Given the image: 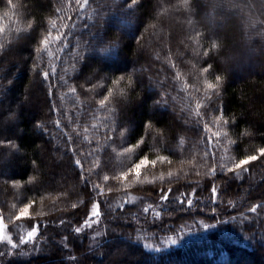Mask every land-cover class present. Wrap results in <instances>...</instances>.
Masks as SVG:
<instances>
[{
    "label": "trees",
    "instance_id": "16d2710c",
    "mask_svg": "<svg viewBox=\"0 0 264 264\" xmlns=\"http://www.w3.org/2000/svg\"><path fill=\"white\" fill-rule=\"evenodd\" d=\"M130 3L90 0L83 20L68 8L75 26L57 20L70 26L62 28L68 47L52 44L41 59L36 49L57 19V0H12L15 7L0 0V215L9 232L37 226L31 244H0L8 251L0 264H264V208L249 211L264 204V157L240 176L227 172L264 147V0H191L190 10L180 0ZM213 41L219 47L204 56ZM217 76L220 97L206 101ZM109 89L113 115L98 106ZM198 101L208 105L202 119ZM141 137L139 148L126 151ZM161 155L172 163L149 165L122 183L110 179L105 191L113 190L104 196L93 191L104 174L118 177ZM213 167L217 175H206ZM169 188L161 202V189ZM181 193L191 194L192 206ZM32 200L29 217L15 220ZM94 202L99 222L76 233Z\"/></svg>",
    "mask_w": 264,
    "mask_h": 264
},
{
    "label": "snow or ice",
    "instance_id": "6c2138e0",
    "mask_svg": "<svg viewBox=\"0 0 264 264\" xmlns=\"http://www.w3.org/2000/svg\"><path fill=\"white\" fill-rule=\"evenodd\" d=\"M8 4L12 7H15L14 4H12V0H7ZM58 4L60 5L59 7H57L55 9V13H56V17L57 19H53L50 23V26L48 29H45L44 34L41 36V38L39 39V47H37L36 51L38 56H40V58H43V53L45 51L48 50L49 46L52 44H56L59 43L62 45V47L67 48L68 44L64 43V41H67L68 39V33L62 31V28H68L70 27L69 24L67 23H63L61 26L57 25V20H67V21H72V26H75V21L73 20V18L71 16H65V12L68 8H75L76 10V18L83 20L84 17L82 15H80V13H82L85 8L87 6H89L90 0H57ZM180 3L185 6L186 9L190 10V4H191V0H180ZM138 4V0H131V3L128 5L129 8H133L134 6H136ZM237 5L235 3H233V7H236ZM33 27V25L31 23L28 24V29H31ZM84 27L87 28L88 25L87 23L84 24ZM153 27H155L153 25ZM28 29H24L22 31H27ZM53 32H55L56 34L53 35ZM200 33H196L197 38L200 37ZM219 47L218 43L216 41L212 42L211 45V49H205L203 54L204 56H207L209 54V51L211 50H216ZM77 59H81L82 57L79 56V53H75L74 54ZM159 58V57H157ZM170 66L173 69H177V65L171 63V56L168 57ZM39 65H35V68H38ZM75 67V65H73V68ZM212 68L211 64H208L206 67L201 69L202 73H208L210 71V69ZM44 78L47 79L48 78V72H43L42 73ZM181 77L180 71L177 69L176 71V75H175V79L179 80ZM123 77H120L119 80L113 81V84H119L120 80H123ZM222 82V77L221 76H217L216 77V83H207V90L204 93V96L206 98V101H212L213 96H215L216 98L220 97V92L218 91V86L221 84ZM65 84H67V81H65ZM132 82L131 80L129 81V87H131ZM93 87H96L95 85ZM188 87H190V85H188L187 83L184 84V88L187 89ZM70 91L72 93L76 92V88L73 86L70 88ZM89 91H91V89H89ZM195 91H199V89H195ZM211 93V95L209 94ZM51 95V92L49 93ZM113 91L112 89H109L108 93L106 95L103 96L102 99L98 100V106L100 109H103L105 111H107V113H109V115H113L116 111L114 106H110L112 104V98H113ZM157 104L162 103L161 101H156ZM207 103L202 104L200 101L197 102L196 104V111H195V115L197 117H200L201 119L203 117H201V112H200V108L201 107H207ZM51 111H56V106L55 104H53ZM222 111V109H221ZM216 122H219L221 117H216ZM199 120H197V124H199ZM56 127L59 128L60 127V121L57 120L56 122ZM223 123L225 125H227L229 123V121L227 119L223 120ZM85 131H87V129H85ZM204 131L208 132L210 131V128L208 126L207 123H205L204 125ZM121 135H123V133H121ZM212 135L216 138H220L221 137V133L219 131L212 133ZM225 136L227 135L226 133L224 134ZM69 139L71 140L72 138L69 137ZM108 139H111V136L108 137ZM74 143V141H72ZM4 143L3 141H0V144ZM144 143V139L143 137H141V139L137 142V144L134 146V148H129L126 149V151L131 152L134 151L136 148H139L141 144ZM181 144H183V139H181L180 141ZM230 143H234V142H230ZM9 144H11L12 147H15V145L9 141ZM89 155H92V153H89ZM260 157H264V147H260L257 149L256 154H252V155H248L245 158L239 159L238 162L234 163L233 167H229L227 168V172H231L234 173L236 176H240L241 173L243 172H247L249 171L248 169V165L253 162V161H257ZM160 164H164V163H169L171 164L172 161L169 160V158L167 156H158V158L156 160H148L147 157L141 158L139 160L138 163H135V165L128 171V172H122L120 174V176H115V175H110V174H104L102 177V183H93L92 184V189L93 191H96L97 196H104L106 195V192H111L113 189L111 187H107L106 191H105V186L108 184V181L110 179L112 180H117L118 182H125L128 180L130 175H134L135 177H139L140 176V172L141 169L148 167L149 165L155 167L157 163ZM35 163V162H34ZM75 165L79 168H83V164L81 162V160L77 159L74 161ZM95 167H100V161L97 160L94 164V168ZM219 167V171L221 174H224V168L223 166H218ZM217 167H213L210 168L209 171L206 173V175H210L211 177H215L217 175ZM99 179V173H95ZM174 175H177V173H173V172H169L168 176L172 177ZM197 175H199V173H197ZM34 179V178H33ZM81 179L85 180V183H88L89 180L85 178V176L83 175V173L81 174ZM161 179H163V176L161 177ZM130 186V185H129ZM218 189H219V185L213 183L211 186V194H212V198L213 201L215 200V198L218 195ZM99 190V191H97ZM195 191V190H193ZM172 192V189L169 188L167 190V192H165L163 189H161V196H160V200L161 202H165L168 201L169 199V194ZM191 194H185V193H181V196H184L187 200V205L188 207L192 206L193 204V200L191 198H187L188 196H190ZM35 200L30 201L29 203L25 204L23 208L20 209L19 214L16 215L14 217L15 220H21L22 218H27L29 217V209L33 206V204H35ZM130 201H126V203H128ZM81 203H83L81 201ZM181 204H184V200H180ZM231 203V202H230ZM72 208H76L77 204L73 203ZM13 207H15V205H13ZM152 208V205H148L147 207H145L143 209V211L145 213L149 212V210ZM258 208H264V204H257V205H253L249 211L250 212H256ZM213 211H215V209H213ZM100 211H99V204L94 202L92 204L91 207V211L89 213L88 219H86L83 224L80 227H75L74 231L76 233H80L82 231L83 227H91L92 224L94 223H98V219H93V217H100ZM161 215L160 211H155V217L159 218ZM4 217L2 215H0V223L3 222ZM61 224H64L65 221L61 220L60 221ZM37 232V226H33L32 230L30 232H28L27 234V238L24 236L20 237L19 240V244H25L27 243L28 240L32 239L35 234ZM97 236L100 235L99 232L96 233ZM65 240H67V237L64 238ZM8 245L11 246V248H17L18 245L16 243H13V241L11 239L7 240ZM8 255V251L7 250H0V257H4ZM70 259H75V257H70Z\"/></svg>",
    "mask_w": 264,
    "mask_h": 264
},
{
    "label": "rangeland",
    "instance_id": "374dc122",
    "mask_svg": "<svg viewBox=\"0 0 264 264\" xmlns=\"http://www.w3.org/2000/svg\"><path fill=\"white\" fill-rule=\"evenodd\" d=\"M119 205H120V201L115 202V206H119ZM99 211H100V209H99ZM93 219H97V218L93 217ZM18 227L15 229V231L9 232L7 230V226H6L5 222L3 220V222L0 223V244H3V243L8 244L7 240L11 239L13 241V243H16L17 245H22V244H18L20 237L24 236L27 238V234H28V232H30L32 230V228L31 229L30 228H28V229L23 228L22 229L21 227H19V228ZM35 236H36V234H35ZM35 236L32 239L28 240L27 242L30 244L33 243ZM14 238H16L18 241H15ZM8 246H9V248L11 247L10 245H8ZM36 251L37 250L34 249L33 251L27 253V255L35 254Z\"/></svg>",
    "mask_w": 264,
    "mask_h": 264
}]
</instances>
